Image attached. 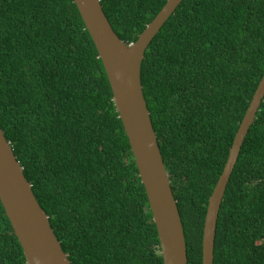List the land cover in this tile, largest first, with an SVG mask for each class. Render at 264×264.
<instances>
[{
	"label": "trees",
	"instance_id": "1",
	"mask_svg": "<svg viewBox=\"0 0 264 264\" xmlns=\"http://www.w3.org/2000/svg\"><path fill=\"white\" fill-rule=\"evenodd\" d=\"M126 43L168 0H100ZM264 75V0H183L148 46L143 94L202 264L209 198ZM0 126L71 264H164L96 45L74 0H0ZM0 264H28L0 201ZM214 264H264V98L219 212Z\"/></svg>",
	"mask_w": 264,
	"mask_h": 264
},
{
	"label": "water",
	"instance_id": "2",
	"mask_svg": "<svg viewBox=\"0 0 264 264\" xmlns=\"http://www.w3.org/2000/svg\"><path fill=\"white\" fill-rule=\"evenodd\" d=\"M182 1L168 0L138 39L126 43L114 30L100 0H74L111 84L113 101L129 138L139 176L148 196L164 264H188V251L177 200L143 94L141 65L148 46ZM263 98L264 75L236 132L223 172L209 198L203 230L202 264H214L222 201ZM0 201L28 264H71L1 126Z\"/></svg>",
	"mask_w": 264,
	"mask_h": 264
}]
</instances>
